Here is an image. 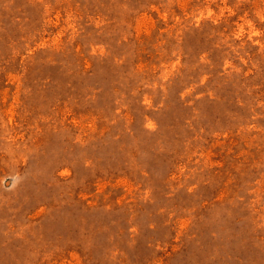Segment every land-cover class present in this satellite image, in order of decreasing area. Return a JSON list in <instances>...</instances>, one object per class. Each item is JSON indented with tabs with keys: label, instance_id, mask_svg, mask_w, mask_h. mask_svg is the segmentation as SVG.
Listing matches in <instances>:
<instances>
[{
	"label": "rangeland",
	"instance_id": "374dc122",
	"mask_svg": "<svg viewBox=\"0 0 264 264\" xmlns=\"http://www.w3.org/2000/svg\"><path fill=\"white\" fill-rule=\"evenodd\" d=\"M0 264H264V0H0Z\"/></svg>",
	"mask_w": 264,
	"mask_h": 264
}]
</instances>
